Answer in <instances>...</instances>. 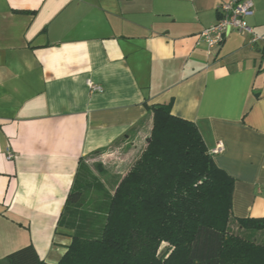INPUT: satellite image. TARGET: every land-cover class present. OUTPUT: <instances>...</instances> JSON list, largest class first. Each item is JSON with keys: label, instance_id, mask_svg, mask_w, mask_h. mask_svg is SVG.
Returning <instances> with one entry per match:
<instances>
[{"label": "crops", "instance_id": "obj_1", "mask_svg": "<svg viewBox=\"0 0 264 264\" xmlns=\"http://www.w3.org/2000/svg\"><path fill=\"white\" fill-rule=\"evenodd\" d=\"M225 1L0 0V261L31 245L60 262L80 161L113 194L147 146V105L194 122L235 180L233 215L264 218V41L232 31L208 49Z\"/></svg>", "mask_w": 264, "mask_h": 264}, {"label": "trees", "instance_id": "obj_2", "mask_svg": "<svg viewBox=\"0 0 264 264\" xmlns=\"http://www.w3.org/2000/svg\"><path fill=\"white\" fill-rule=\"evenodd\" d=\"M147 106V146L113 194L80 161L58 223L72 241L58 264H264V218L233 215L235 180L196 124ZM90 190L102 195L92 206ZM0 264L47 263L30 245Z\"/></svg>", "mask_w": 264, "mask_h": 264}, {"label": "built area", "instance_id": "obj_3", "mask_svg": "<svg viewBox=\"0 0 264 264\" xmlns=\"http://www.w3.org/2000/svg\"><path fill=\"white\" fill-rule=\"evenodd\" d=\"M218 11L220 15L218 22L204 29L201 33V37L209 50L221 46L232 31L248 35L251 44L264 41V37L257 34L248 23V18L254 14L252 0H227L219 6ZM88 86L93 93H103L104 91L101 86L91 81H88ZM222 149V145H219L213 150V153H219ZM7 159L12 161L14 155L8 154Z\"/></svg>", "mask_w": 264, "mask_h": 264}, {"label": "rangeland", "instance_id": "obj_4", "mask_svg": "<svg viewBox=\"0 0 264 264\" xmlns=\"http://www.w3.org/2000/svg\"><path fill=\"white\" fill-rule=\"evenodd\" d=\"M91 182H94V181H91ZM101 196H102L101 193L96 192L94 190L88 191V196H87L88 197V205L92 206L96 202L101 201Z\"/></svg>", "mask_w": 264, "mask_h": 264}]
</instances>
